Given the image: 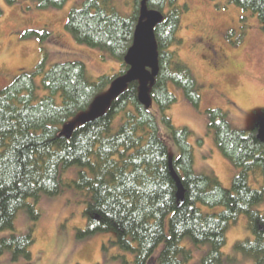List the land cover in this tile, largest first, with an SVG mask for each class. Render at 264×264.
<instances>
[{
    "label": "trees",
    "instance_id": "1",
    "mask_svg": "<svg viewBox=\"0 0 264 264\" xmlns=\"http://www.w3.org/2000/svg\"><path fill=\"white\" fill-rule=\"evenodd\" d=\"M34 1L37 7L46 8L60 7L66 0ZM127 1L131 13L122 16L112 0H83L69 11L64 24L76 42L116 58L120 67L115 74L89 80L80 60L57 62L46 71L41 60L33 72L18 74L0 89V231L13 230L14 218L22 208L32 220L37 219L39 213L29 199L54 196L65 186H74L90 198L83 211L86 227L77 235L114 232L118 247L134 253L133 264H187L191 251L180 245L186 236L196 247L209 244L201 264H223L226 230L241 215L253 239L239 241L235 247L260 264L264 260V216L253 206L264 201V143L257 138V127L233 129L222 109H207L208 131L236 170L231 188L225 189L212 172H194L190 132L186 127L176 129L165 114L176 101L170 83L182 89L195 107L200 99L190 70L170 50L173 42H179L176 32L186 4L145 2L147 10L163 16L154 28L159 70L154 83L148 84L150 107L138 102L139 82L132 81L101 114L76 124L69 137L62 133L65 124L87 113L102 91L128 70L124 56L132 43L142 0ZM229 3L255 16L264 33V0H225ZM47 35L46 31L39 34L43 39ZM36 75H41L46 91L42 97L36 93ZM119 112L121 124L112 132ZM156 112L170 130L164 133L177 147L172 160ZM170 162L183 188L181 204ZM72 166L81 169L78 178L62 179L61 170ZM250 177L260 180L257 189L249 185ZM198 204L223 210L207 214ZM32 228L24 235L2 237L0 254L10 250L14 261L21 256L30 260Z\"/></svg>",
    "mask_w": 264,
    "mask_h": 264
},
{
    "label": "rangeland",
    "instance_id": "2",
    "mask_svg": "<svg viewBox=\"0 0 264 264\" xmlns=\"http://www.w3.org/2000/svg\"><path fill=\"white\" fill-rule=\"evenodd\" d=\"M83 0H66L60 7H37L34 0H15L7 3L0 0V89L9 84L18 74L31 73L38 62L43 60L44 71L57 62L80 60L85 65V75L94 80L100 75L115 74L119 61L109 53L76 42L65 30L67 14L80 6ZM186 4L180 19L176 40L170 46L178 60L191 72L199 92L198 106L195 107L182 89L172 83L168 87L176 101L165 111L177 128L186 127L190 132L188 141L194 149V172L204 173L201 163L207 165L220 181L223 188L230 189L233 180V165L217 148L212 133L208 131L207 109H222L233 129L250 130L264 126V33L258 28L255 16L225 0H178ZM112 5L122 16L131 13L127 0H112ZM229 30H232L229 32ZM26 31H29L28 33ZM48 32L47 38L39 36ZM216 38L218 45L232 59L230 72L214 69L200 55L199 37ZM198 47V49H197ZM38 97L46 94L41 85V75L34 77ZM109 88L102 91L104 95ZM59 101V100H58ZM155 110V106H152ZM161 134L168 147L169 159L177 147L164 133H170L156 112ZM122 112L113 119L112 132L121 124ZM202 139L199 143L198 140ZM226 160V162L224 160ZM78 166L61 170L64 180H76ZM260 180L249 178V185L257 189ZM88 196L74 186H65L57 195H42L38 200L29 199L35 205L39 216L32 220L26 208L20 209L13 221V230L0 231V239L11 234L24 235L32 228L34 242L30 246L31 259L23 256L16 261L10 250L0 254V264H133L134 253L123 251L115 243L114 232H98L78 236L86 227L83 214ZM203 213L217 214L222 207H208L198 204ZM253 210L264 216V201L253 206ZM245 216L241 215L226 230V243L222 248L223 264H257L255 257L237 250L239 241L253 239L245 227ZM168 220L166 231L168 232ZM180 245L191 251L187 264H201L209 250V244L193 245L189 237L182 238ZM163 244L158 245L153 257L156 258ZM155 264V262H151ZM264 264V260L260 263Z\"/></svg>",
    "mask_w": 264,
    "mask_h": 264
},
{
    "label": "water",
    "instance_id": "3",
    "mask_svg": "<svg viewBox=\"0 0 264 264\" xmlns=\"http://www.w3.org/2000/svg\"><path fill=\"white\" fill-rule=\"evenodd\" d=\"M145 2L146 0L141 2L138 21L133 31L132 43L124 56V62L128 66L127 72L115 79L104 95L95 99L87 113L63 126L62 133L67 137L70 136L76 124L93 119L101 114L110 101L119 95L127 84L132 81L139 82L138 102L146 108L150 107L151 99L149 97L148 84L152 85L154 83L159 70L154 28L162 21L163 16L158 11L147 10ZM257 138L264 143V126L257 127ZM169 172L176 183L177 199L181 204L183 203V188L171 162L169 163Z\"/></svg>",
    "mask_w": 264,
    "mask_h": 264
},
{
    "label": "flooded vegetation",
    "instance_id": "4",
    "mask_svg": "<svg viewBox=\"0 0 264 264\" xmlns=\"http://www.w3.org/2000/svg\"><path fill=\"white\" fill-rule=\"evenodd\" d=\"M196 43L199 44L200 55L204 57L209 66L226 73L232 70V59L227 53H225L222 46L218 45L216 38L211 36H201L197 38Z\"/></svg>",
    "mask_w": 264,
    "mask_h": 264
},
{
    "label": "crops",
    "instance_id": "5",
    "mask_svg": "<svg viewBox=\"0 0 264 264\" xmlns=\"http://www.w3.org/2000/svg\"><path fill=\"white\" fill-rule=\"evenodd\" d=\"M224 160V159H223ZM226 162V160H224ZM195 162H196V159L194 158V165H195ZM208 161H203V163H201V166L203 168V171H206V173H210L208 171H211V169L209 168V166L207 165ZM234 167V166H233ZM233 174L235 175L236 174V170L235 168L233 169ZM233 175V176H234Z\"/></svg>",
    "mask_w": 264,
    "mask_h": 264
}]
</instances>
